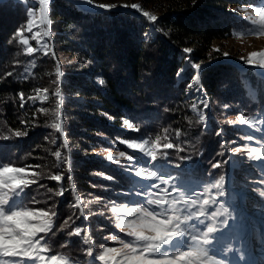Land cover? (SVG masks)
I'll list each match as a JSON object with an SVG mask.
<instances>
[{"label": "trees", "instance_id": "1", "mask_svg": "<svg viewBox=\"0 0 264 264\" xmlns=\"http://www.w3.org/2000/svg\"><path fill=\"white\" fill-rule=\"evenodd\" d=\"M143 1L163 15L153 22L131 12L88 11L69 0H52L49 35L42 36L47 54H28L17 35L29 20L33 1H0V163L40 173L29 177L37 183L25 189L24 204L57 213L53 230L46 236L50 251L44 254L61 255L69 264H90L95 259L97 243L104 242L96 238L98 234L131 239L111 225L106 210L130 198L132 202L142 199L136 193L155 182L135 177L128 167L134 165L127 159L129 155H141L128 148V143L145 138L151 143L159 136L162 146L174 145L162 149L157 162L166 165L159 170L183 191L199 193L209 180L224 175L225 194L219 201L230 206L234 219H228L216 238L226 237L227 243L236 244L249 234V215L240 203L247 204L249 184H254L248 182L258 178L254 172L264 176V162L239 158L232 151L231 140L260 145V139L250 141L244 134L257 138L264 134V76L209 53L213 41L252 33L253 25L240 9L264 0ZM151 28L156 34L147 37L149 30L153 33ZM23 35L30 38L26 32ZM28 46L38 47L31 38ZM190 47L193 60L205 61L199 70V85L210 106L207 127L192 110L196 86L189 88L188 84L197 70L187 62L184 50ZM211 59L218 60L211 63ZM101 79L104 84L99 83ZM245 81L255 91L254 98L247 94ZM57 88L60 97L55 95ZM37 89L47 95L46 100L29 99L36 97ZM58 100L60 120L56 121ZM220 103L225 109H220ZM238 114L256 119L252 125L235 123L228 131L226 120H236ZM125 120L133 127L128 128ZM56 122L63 134L53 127ZM17 131L26 134L16 136ZM56 151L61 153L59 160ZM105 152L124 153V159L107 161L100 157ZM218 161L220 166L213 167ZM54 174L63 179L51 180ZM61 190L63 194L57 195ZM77 195L81 197L79 206ZM77 227L81 234L70 235ZM85 234L91 246L84 242ZM11 259L0 257V262ZM95 264L102 262L96 260Z\"/></svg>", "mask_w": 264, "mask_h": 264}, {"label": "snow or ice", "instance_id": "2", "mask_svg": "<svg viewBox=\"0 0 264 264\" xmlns=\"http://www.w3.org/2000/svg\"><path fill=\"white\" fill-rule=\"evenodd\" d=\"M50 3L51 0H34V6L28 9L29 20L26 26L18 30L17 35L20 36V43L27 46L28 54L36 51H43L47 54L46 41L42 42L41 37L49 35L44 26L50 23ZM98 7L110 10L116 6L99 5ZM132 7L139 8L138 5H132ZM254 11L259 17L258 20L252 16L246 17L253 25L258 26V30L254 29L252 34H264V7L254 9ZM143 15L149 21L157 20L156 16L150 15L146 11L143 12ZM34 27L39 30L33 33ZM25 30L33 33L31 39L37 41V48L28 46L29 38L23 35ZM184 51L190 52L191 50L185 49ZM225 55L227 56V53ZM257 57L260 58L259 61L255 59ZM247 64L264 69V52L250 53ZM191 65L197 72L188 84L189 88L194 84H199V70L201 69V64L198 62H191ZM56 71L59 75V67ZM99 83L104 84L105 82L101 79ZM197 90L199 91V88ZM40 91L37 89V96L46 100L47 96H40ZM43 91L47 92L46 89ZM55 95L60 97L59 88ZM36 98L29 97L33 100ZM21 99L23 100V94H21ZM202 103L205 108L208 107L206 100ZM22 106L23 104H21ZM59 108L58 100L55 111L56 121L60 120ZM39 111L47 112L48 109H39ZM200 119L203 120L204 116L201 115ZM254 119L256 118L238 114L236 121H229V123L252 125ZM125 124L128 128L133 127L127 120H125ZM53 127L63 134L59 122L54 123ZM25 134L20 131L15 132L16 136ZM244 135L250 141L256 139L262 141L259 148L250 147L247 144L243 146L249 149V157L253 160L264 157V138L254 137L251 133ZM164 139L167 140L168 137L165 136ZM64 146L67 147L66 140ZM127 146L141 153L140 156L129 155L127 157L128 160L134 162V165L128 166L134 171V176L155 182L142 186L141 191L136 193L142 199L135 203H124L120 206L113 204L111 212L117 218L116 226L125 232L126 237L131 239L110 237L113 241L118 242L119 246H101L98 255L90 264H95L96 260L102 264H223L214 251L215 234L227 227L228 219H234L230 206H225L219 201V198L225 194V176L220 175L218 180H209L199 193L195 190L186 192L177 187L171 176H165L159 170L166 165L159 167L156 165L157 151L161 147L159 136L151 143L149 139L145 138L141 142L128 143ZM173 146L172 143H165L163 148L171 149ZM232 151L240 152L241 147L237 146ZM54 155L58 160L61 157L60 151H56ZM120 155L123 156L124 153H120ZM164 156L166 157L167 154L165 153ZM107 158L112 160V154L108 153ZM184 159L191 158L185 157ZM220 163L218 161L213 167H219ZM39 175L40 173L35 171H28L26 167H14L0 163V257L12 258L10 261H2L0 264H69V261L61 255L44 254L50 251L46 236L53 230V218L57 213L51 209H32L24 204L25 189L31 184L37 183L35 179H29V177H38ZM49 178L57 182L63 179L60 174L51 175ZM69 180H71L70 173ZM170 181L172 182L170 183ZM56 194L62 195L63 190ZM261 195H264V192ZM32 202L39 203L35 200ZM80 203L81 197L77 195L76 206H79ZM209 209L212 210L209 211ZM81 215H83V211H81ZM218 217H224V219H218ZM84 219L87 220L88 217L84 216ZM197 221L199 223H196ZM63 224L67 227L68 220L65 219ZM71 234L79 236L81 229L77 227ZM83 239L85 243H88L87 234ZM228 250L230 251V249ZM87 254L90 257L93 256V250L89 248Z\"/></svg>", "mask_w": 264, "mask_h": 264}, {"label": "rangeland", "instance_id": "3", "mask_svg": "<svg viewBox=\"0 0 264 264\" xmlns=\"http://www.w3.org/2000/svg\"><path fill=\"white\" fill-rule=\"evenodd\" d=\"M0 1H3V0H0ZM32 1L34 4V0H32ZM74 1L81 4V7L77 6L78 8L88 10V11L100 8V7H98L99 5H115L116 7L111 8L112 10H121V11L131 12L133 14H138V15H143V12L146 11L150 15H154L157 18H159L160 16L163 15V12H157L153 8V6L145 3L143 0H99V1L91 0V2H89V0H74ZM24 3H27V2H24ZM124 5H127V7H124ZM132 5H138L139 8L138 9L133 8ZM261 7H264V1L261 4L256 5V6L243 7L240 9V11H241V14L244 17V19H246L247 16H252L258 20L259 17L257 16V13H256V11H254V9H259ZM102 10L107 11L108 9H101V11ZM246 20L250 24H252L250 20H248V19H246ZM27 22H26V24H27ZM26 24H25V26H26ZM252 27L255 30H258V26L253 25ZM38 30L39 29L34 27L33 33L38 31ZM48 30H49V28L46 25V31H48ZM149 31L146 33L147 37L154 35V33H150ZM24 32L28 33V35L31 38L33 33H30L26 30ZM252 33H253V29H252ZM252 33L246 34V35H244V34L243 35H236V36L228 37L224 40L213 41L211 46H210V53L209 54H211V53L218 54L220 56V58H218V59L234 61L237 64L242 65L241 66L242 69H250L251 71L255 72L256 74L264 76V69H261L258 66H250L247 64V59H248L250 53H252V52H257V53L264 52V34L256 35V34H252ZM41 40H42V37H41ZM36 43H37V41H36ZM188 49H190L191 51L185 52L186 55L188 56L187 62L189 61L191 64L192 61H195V62L200 63L201 66H203V63L205 62L204 59L199 58V59L193 60L192 59V57H194L193 56V47H190ZM226 53H227V56L225 55ZM218 59H211L210 62L211 61L214 62L215 60H218ZM255 59L257 61H259L260 58L257 57ZM219 62H221V61H219ZM245 67H247V68H245ZM194 85L196 86L195 93L193 94L194 98H195V104L193 105L192 110L198 116L199 119H200L201 115L204 116V119L203 120L200 119V120L204 124V127H207L208 117L210 116L209 101H208L207 95L204 93V91L202 90L200 85L199 84L198 85L194 84ZM245 86H246L247 94H250V97L254 98L255 97V93H254L255 91L251 89L250 84L245 81ZM198 88L201 89L202 91H200V90L198 91L197 90ZM201 94H204V96H206V98H203ZM44 95H46V94H44L43 92H40V96H44ZM36 97H37L36 99H38V100H43V99L39 98L37 95H36ZM205 100L207 101V104H208L207 108H209V112L206 111V108L204 107V104L202 103V101H205ZM194 106H195V109H194ZM218 106H220L221 110L225 109V106H223L222 103H220V105H218ZM225 120H224V122H225ZM229 121H236V120H230V119L226 120L225 123L228 127L227 128L228 131L232 130L233 126H234V124H230ZM240 137L241 136L238 135L237 139H241ZM260 137L264 138V134H261ZM231 143L233 146L232 149H235L237 146L241 147V151L236 152L237 156L239 158L244 157L243 159H247V158L251 159L249 157V154H248L249 149H246L243 147L244 143H242L240 141H235V140H231ZM261 144H262V141L260 142V145L253 144L250 147H258L259 148L261 146ZM162 149H164V148L161 145V147L157 151V155L159 154V152ZM108 153L112 154V156H113L112 160H108V158H107ZM100 157H103L107 161H118L120 159H124V156H121L120 154H118L116 152L100 153ZM260 160H263V162H264V157H261ZM156 165L159 167L160 163L156 161ZM254 173L255 174H253V175H258V178H256L255 180H252V182H248V180H245V182L254 183V184H249L252 186H250L248 189L249 190L248 193L250 195H249L248 200H246L247 204L243 205L242 202L240 203V207L245 209V214L249 215L246 217V220H247L248 225L250 227L249 234L244 239H240V241H238L236 244H234L232 242L227 243L226 237H222L221 240H218V238H216L214 251L217 255V258H219L223 261V264H264V195H261V193L264 192V176H262L260 172H254ZM252 177H254V176H252ZM234 192L236 193L237 196L241 197V194L238 192V190H235ZM111 195H112V193H111ZM135 202L136 201L132 202V199L130 198L129 201L126 203L133 204ZM116 205L120 206V204H116ZM112 206L113 205H111L109 207H112ZM106 212L109 213V216H107L106 219L112 223L111 225L113 227H115L117 229V231H119V233L125 234L124 231H122L120 228H118L116 226L118 221H117L116 216H114L112 214L111 209H107ZM98 236H99V238L103 239L102 241H104V242L97 243L98 253L101 249V246H103V245L115 246V247L119 246L118 242L110 239V237L116 236V235H113V234L108 235L107 233H104L101 235L98 234L96 236V238ZM88 244H89V246L92 245L90 238H89ZM228 249H230V251Z\"/></svg>", "mask_w": 264, "mask_h": 264}, {"label": "water", "instance_id": "4", "mask_svg": "<svg viewBox=\"0 0 264 264\" xmlns=\"http://www.w3.org/2000/svg\"><path fill=\"white\" fill-rule=\"evenodd\" d=\"M69 1H71L72 3H74L75 5H77L78 7H81V4L78 3V2H76V1H74V0H69ZM102 11H103V10H102ZM151 30H152V32H153L154 34H156V30H155V29L151 28ZM245 68H247V67H245ZM199 90L202 91L201 89H199ZM201 95H202L203 98H206V96H204V94H201ZM206 111L209 112V108H206Z\"/></svg>", "mask_w": 264, "mask_h": 264}]
</instances>
